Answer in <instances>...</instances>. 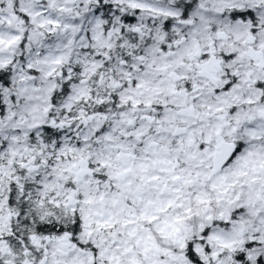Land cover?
I'll list each match as a JSON object with an SVG mask.
<instances>
[{"label":"snow or ice","instance_id":"obj_1","mask_svg":"<svg viewBox=\"0 0 264 264\" xmlns=\"http://www.w3.org/2000/svg\"><path fill=\"white\" fill-rule=\"evenodd\" d=\"M0 264H264V0H0Z\"/></svg>","mask_w":264,"mask_h":264}]
</instances>
